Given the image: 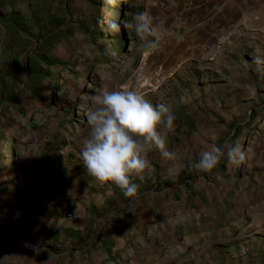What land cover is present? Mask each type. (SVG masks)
<instances>
[{
    "label": "rangeland",
    "instance_id": "1",
    "mask_svg": "<svg viewBox=\"0 0 264 264\" xmlns=\"http://www.w3.org/2000/svg\"><path fill=\"white\" fill-rule=\"evenodd\" d=\"M136 1L0 0V264H264V27L250 28L231 53H205L167 76L151 68L131 27ZM56 28L69 36L41 51ZM38 70L50 76L33 81ZM137 85L176 117L164 133L175 156L145 145L152 170L133 177L137 193L125 197L87 175L79 150L92 97ZM209 132L217 146L238 144L245 160L228 164L225 149L210 172L191 168ZM60 177L74 190L65 219L72 212L86 228L48 245L47 255L14 207L35 179L49 186ZM101 226L113 261L97 245Z\"/></svg>",
    "mask_w": 264,
    "mask_h": 264
},
{
    "label": "crops",
    "instance_id": "2",
    "mask_svg": "<svg viewBox=\"0 0 264 264\" xmlns=\"http://www.w3.org/2000/svg\"><path fill=\"white\" fill-rule=\"evenodd\" d=\"M135 8L133 15L145 13L158 26L160 35L154 45L147 43L152 37L143 40L138 37V40L142 43L141 51L153 63L154 72L167 76L185 71L194 61L206 58L203 47L209 41L226 42L219 58L241 45L250 28L264 27V0H137ZM59 179L49 186L40 178L35 179L24 201L14 207L20 229L42 242L47 255L50 253L48 245L62 238L75 239L86 228L81 225V219L66 221L63 205L73 199L74 190L67 178ZM102 226L95 233L99 239L97 245L100 244L107 259L113 261L110 260L113 259L111 234L107 227L101 231Z\"/></svg>",
    "mask_w": 264,
    "mask_h": 264
},
{
    "label": "clouds",
    "instance_id": "3",
    "mask_svg": "<svg viewBox=\"0 0 264 264\" xmlns=\"http://www.w3.org/2000/svg\"><path fill=\"white\" fill-rule=\"evenodd\" d=\"M112 27H115L113 25ZM148 46L157 42L158 26L145 14H138L131 25ZM93 108L87 114L89 131L80 143L79 157L85 172L99 183H111L125 197H134L139 185L133 177L143 180L151 172L150 162L142 156L145 145L154 146L164 160L175 153L166 148L165 131L174 130L176 117L163 104L155 106L139 91L138 85L128 89L100 90L92 97ZM211 143L199 154L191 168L208 173L220 161L226 149L227 162L236 166L245 160L238 144L217 146L215 133L209 132Z\"/></svg>",
    "mask_w": 264,
    "mask_h": 264
},
{
    "label": "trees",
    "instance_id": "4",
    "mask_svg": "<svg viewBox=\"0 0 264 264\" xmlns=\"http://www.w3.org/2000/svg\"><path fill=\"white\" fill-rule=\"evenodd\" d=\"M2 22L4 24V28L7 30V32L9 33V37L11 36L12 39H14V35H15V28L14 25L9 22V21H5L2 18ZM70 31L68 29H61V28H56L55 30H51L48 32L47 36L45 37V39L43 40L41 46L39 47V49L41 51H44L47 49V47L49 46V44H51L55 39L59 38V37H68L69 36ZM98 32H91L90 33V37L91 39H95V37H98ZM38 58H40L42 61L46 62L47 58L44 55L41 56H37ZM33 76V81L42 79L46 76H50V74H43L41 71H35L32 73ZM34 126V125H33ZM190 191H192L190 189ZM113 260V259H110Z\"/></svg>",
    "mask_w": 264,
    "mask_h": 264
},
{
    "label": "built area",
    "instance_id": "5",
    "mask_svg": "<svg viewBox=\"0 0 264 264\" xmlns=\"http://www.w3.org/2000/svg\"><path fill=\"white\" fill-rule=\"evenodd\" d=\"M226 47V42L222 40H211L203 47L204 53L209 54V58H214V56L220 51L224 50ZM67 221L75 222L77 220V216L72 212H69L66 216Z\"/></svg>",
    "mask_w": 264,
    "mask_h": 264
}]
</instances>
